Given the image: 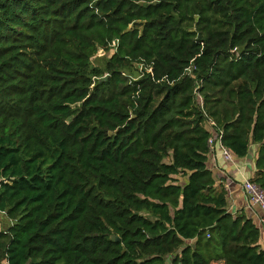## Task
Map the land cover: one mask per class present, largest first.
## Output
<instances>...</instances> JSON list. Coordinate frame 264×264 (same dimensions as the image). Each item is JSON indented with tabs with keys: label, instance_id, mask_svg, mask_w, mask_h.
<instances>
[{
	"label": "trees",
	"instance_id": "1",
	"mask_svg": "<svg viewBox=\"0 0 264 264\" xmlns=\"http://www.w3.org/2000/svg\"><path fill=\"white\" fill-rule=\"evenodd\" d=\"M208 121L264 189V0H0V264H264Z\"/></svg>",
	"mask_w": 264,
	"mask_h": 264
},
{
	"label": "crops",
	"instance_id": "2",
	"mask_svg": "<svg viewBox=\"0 0 264 264\" xmlns=\"http://www.w3.org/2000/svg\"><path fill=\"white\" fill-rule=\"evenodd\" d=\"M258 146L253 145L249 154L243 158H235V162H227L221 150L216 147L209 153L208 165L215 176L216 185L224 189L228 199V210L234 214L245 213L260 229L259 243L264 248V211L248 203L242 188L244 177L253 179L256 174L255 158Z\"/></svg>",
	"mask_w": 264,
	"mask_h": 264
},
{
	"label": "built area",
	"instance_id": "3",
	"mask_svg": "<svg viewBox=\"0 0 264 264\" xmlns=\"http://www.w3.org/2000/svg\"><path fill=\"white\" fill-rule=\"evenodd\" d=\"M113 45H115V42H113ZM138 67L141 70L142 66L138 65ZM206 126L212 133V136L208 140L210 152L218 147L227 162H235V157L231 151L222 143L223 131L219 128L216 129L215 123L211 121H208ZM242 188L245 192L248 203L253 206H258L264 211V189L252 179L246 177H244V181L242 182ZM262 222L264 223V217L262 218Z\"/></svg>",
	"mask_w": 264,
	"mask_h": 264
},
{
	"label": "rangeland",
	"instance_id": "4",
	"mask_svg": "<svg viewBox=\"0 0 264 264\" xmlns=\"http://www.w3.org/2000/svg\"><path fill=\"white\" fill-rule=\"evenodd\" d=\"M112 51L113 50H111L110 52H112ZM101 53H103V52H101ZM104 55L105 54H103V56ZM11 222H12V220L9 219L5 213L0 212V229L4 228L5 226H7L8 224H10Z\"/></svg>",
	"mask_w": 264,
	"mask_h": 264
},
{
	"label": "water",
	"instance_id": "5",
	"mask_svg": "<svg viewBox=\"0 0 264 264\" xmlns=\"http://www.w3.org/2000/svg\"><path fill=\"white\" fill-rule=\"evenodd\" d=\"M116 240H119V237H116Z\"/></svg>",
	"mask_w": 264,
	"mask_h": 264
}]
</instances>
